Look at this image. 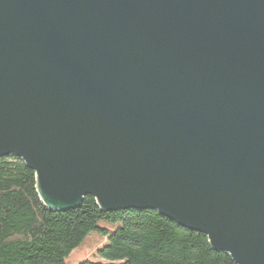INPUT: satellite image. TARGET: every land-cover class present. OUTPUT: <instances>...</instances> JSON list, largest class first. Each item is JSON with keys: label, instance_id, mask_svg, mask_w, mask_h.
<instances>
[{"label": "water", "instance_id": "95a60500", "mask_svg": "<svg viewBox=\"0 0 264 264\" xmlns=\"http://www.w3.org/2000/svg\"><path fill=\"white\" fill-rule=\"evenodd\" d=\"M53 211L152 209L264 264V0H0V156Z\"/></svg>", "mask_w": 264, "mask_h": 264}, {"label": "trees", "instance_id": "16d2710c", "mask_svg": "<svg viewBox=\"0 0 264 264\" xmlns=\"http://www.w3.org/2000/svg\"><path fill=\"white\" fill-rule=\"evenodd\" d=\"M100 221L119 224L114 231ZM93 231L106 238L97 255L80 264H236L206 234L152 209L103 211L92 196L64 211L40 200L36 173L17 155L0 156V264H67Z\"/></svg>", "mask_w": 264, "mask_h": 264}, {"label": "rangeland", "instance_id": "374dc122", "mask_svg": "<svg viewBox=\"0 0 264 264\" xmlns=\"http://www.w3.org/2000/svg\"><path fill=\"white\" fill-rule=\"evenodd\" d=\"M119 224L109 223L107 221H100L99 227L114 231ZM106 242V238L99 233V231L91 232L71 254L66 258L67 264H80L84 260H91L94 262H106L97 255V251Z\"/></svg>", "mask_w": 264, "mask_h": 264}]
</instances>
